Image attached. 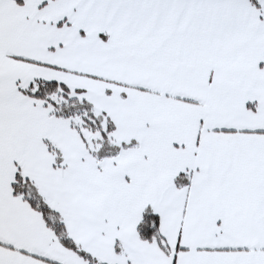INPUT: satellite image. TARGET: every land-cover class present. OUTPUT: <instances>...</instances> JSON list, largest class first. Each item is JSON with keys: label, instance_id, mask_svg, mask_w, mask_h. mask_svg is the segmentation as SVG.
<instances>
[{"label": "snow or ice", "instance_id": "snow-or-ice-1", "mask_svg": "<svg viewBox=\"0 0 264 264\" xmlns=\"http://www.w3.org/2000/svg\"><path fill=\"white\" fill-rule=\"evenodd\" d=\"M0 264H264V0H0Z\"/></svg>", "mask_w": 264, "mask_h": 264}]
</instances>
